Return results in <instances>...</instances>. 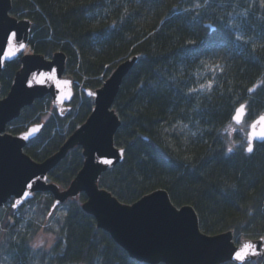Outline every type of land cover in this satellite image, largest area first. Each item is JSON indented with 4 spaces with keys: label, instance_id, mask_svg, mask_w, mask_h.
I'll return each mask as SVG.
<instances>
[{
    "label": "trees",
    "instance_id": "16d2710c",
    "mask_svg": "<svg viewBox=\"0 0 264 264\" xmlns=\"http://www.w3.org/2000/svg\"><path fill=\"white\" fill-rule=\"evenodd\" d=\"M11 4V15L31 20L27 51L45 57L64 52L66 74L86 88H98L119 61L140 54L113 103L121 121L114 143L124 149V157L101 174L100 187L123 203L162 188L174 205L194 208L206 234L233 230L235 242L264 236V141L248 153L243 135L229 137L227 132L242 103L245 124L264 114L262 0H11ZM205 22L215 30L209 33ZM193 47L196 51H189ZM217 65L222 72L214 68ZM19 66V59L5 64L1 97ZM210 80V89L199 88ZM190 88L197 91L190 93ZM45 101L48 106L50 99L45 97L23 108L7 131L17 134L35 123ZM70 106L63 116L54 110L56 114L24 147L33 160L43 161L56 152L93 104L75 87ZM82 162V149L75 146L48 173L49 181L66 188ZM84 200L81 193L50 211L52 195L46 192L36 193L16 210L11 202L0 207V264H147L131 259L96 227L81 208ZM41 230L50 244L33 247ZM244 264H264V258Z\"/></svg>",
    "mask_w": 264,
    "mask_h": 264
},
{
    "label": "water",
    "instance_id": "95a60500",
    "mask_svg": "<svg viewBox=\"0 0 264 264\" xmlns=\"http://www.w3.org/2000/svg\"><path fill=\"white\" fill-rule=\"evenodd\" d=\"M11 7V0H0V45L7 47L4 40L5 33L12 30L18 33L19 41L25 43L27 47L31 34V20L11 15ZM204 27L209 29V33L215 30V26L209 22H205ZM26 47L11 57H6L0 52V76L6 63L16 59L20 62L7 94L0 96V207L9 202L13 203L18 195H22V190H26L25 181L29 178L35 180L41 177L42 179L33 185L28 200L36 193L48 192L52 195V205L57 200L62 204L68 199H76L83 193L85 200L81 204L82 210L93 217L97 228L108 233L131 259L138 262L241 264L232 260L231 256L234 250L248 242L255 244L260 254L249 256L243 264L264 258V241L260 240L262 236L254 239L241 238L235 242L233 230L206 234L199 228V220L194 208L189 204L174 205L165 189H155L132 203H123L108 190L99 186L101 174L122 162L124 157V153L121 155L119 152L121 148L114 143V135L121 121L113 109V103L123 79L138 63L140 54H132L119 61L101 86L91 89L84 87L70 74H66L67 58L64 52L58 50L50 57H45L35 52H24ZM51 68L57 70L59 79L73 82L71 85L61 86L65 94L72 93L71 98L63 104L56 100L58 93L53 82L44 85L33 83L32 87L28 85L33 74L49 72ZM257 85L251 87V91L248 92L252 93ZM75 87L92 101L93 106L87 118L67 136L56 152L43 161L33 160L23 149L38 134L30 137L29 140L22 139V136L37 124L43 126V122L31 124L17 134L8 132L7 125L20 116L23 108L31 107L34 101L45 97H49L51 107L60 116L65 115L71 108ZM89 90L97 95L88 96ZM61 108L63 112L60 111ZM260 115L249 123L245 151L252 122ZM231 120L236 125H241L244 118L239 123L232 117ZM259 127L260 125H257V130ZM263 141L264 139L257 138L253 143ZM75 146L82 149V166L68 186L62 188L59 184L49 181L48 173ZM101 156L112 159L113 163L111 165L99 163ZM52 210L51 206L50 211Z\"/></svg>",
    "mask_w": 264,
    "mask_h": 264
},
{
    "label": "snow or ice",
    "instance_id": "6c2138e0",
    "mask_svg": "<svg viewBox=\"0 0 264 264\" xmlns=\"http://www.w3.org/2000/svg\"><path fill=\"white\" fill-rule=\"evenodd\" d=\"M262 3H264V0H262ZM237 39H242V37H237ZM5 44L7 45V47H5L4 45H0V52L4 53V55L6 57H11L14 56L17 52H19L21 49H24L26 47V44L23 42L19 41V37H18V33L16 31H12V30H8L5 33ZM188 44L191 45H197V41L195 40H189L187 42ZM189 51L195 52L196 48L193 47L192 49H189ZM214 68H219V66H214ZM219 70L222 72L223 69L219 68ZM49 82H53L54 86L56 88V91L58 93V95L56 96V100L60 103L63 104L66 100L70 99L72 96L71 92H68L67 94H65L62 90H61V86L62 85H71L73 82L69 81V80H61L58 78L57 76V70L55 68H51L49 72H40L37 74H33V77L31 80L28 81V85L29 87L33 86V83L36 84H40V85H44L46 83ZM212 81H208L207 85L205 84H200L199 88L201 90L207 88H211L212 87ZM190 93L197 91V89L195 88H190L188 90ZM249 91H251V89H249ZM87 95L90 97H95L97 94L95 92L92 91H88ZM61 112H63V109H60ZM246 113V105L245 104H240L239 107L237 109H235V112L232 116V119L235 120L237 123H239L245 116ZM257 125H260L259 130H257ZM42 125H35L33 127H31L27 132H25L22 136V139L24 140H29L30 137L37 135L41 132L42 129ZM264 139V114H261L255 121L252 122L251 125V131L249 133L248 136V146L246 151L248 153H252L254 150V140L255 139ZM229 152L232 151L231 148L228 149ZM120 154L122 155L124 153V149L121 148L119 150ZM101 164L104 165H111L113 163L112 159H108V158H104L103 156H101V158L98 161ZM40 179H42L41 177H37L35 180H32V178H29L28 181H25V185H26V190H22V195H18L17 198L15 199V201L13 203H11V207L13 209L19 207L20 205H22L25 201L28 200L30 192L33 190V185L39 181ZM61 201L57 200L55 202V204L52 205L53 210H55L59 205H60ZM49 215H52V213L50 212ZM261 241H264V236L260 237ZM39 245H43L44 244V240L40 239L37 242ZM210 243V242H209ZM33 247H36V245H33ZM259 251L256 248V245L253 244L252 242H248L245 243L241 248L234 250L231 259L241 262V264H243V262H245L247 260V258L249 256H256L259 255Z\"/></svg>",
    "mask_w": 264,
    "mask_h": 264
},
{
    "label": "rangeland",
    "instance_id": "374dc122",
    "mask_svg": "<svg viewBox=\"0 0 264 264\" xmlns=\"http://www.w3.org/2000/svg\"><path fill=\"white\" fill-rule=\"evenodd\" d=\"M24 52H27V49L26 51L24 50ZM50 102V101H49ZM43 105H45V107L38 113V116H39V119L36 121V123H40V122H46L52 115H55V111L54 109H52L50 103L48 106H46V101L43 103ZM244 123V122H243ZM241 124V125H236L235 123L234 124H231L229 127H227V132H228V135L229 137H234L235 134L238 132V133H241L243 135V140H244V143L243 145L246 146V143H245V138H246V132L248 130V126L249 124ZM232 146H234V144H232ZM52 217V216H51ZM50 217V219H51ZM40 239H43L44 240V244L46 243V247L49 246V241H47V235L45 234L44 230H41L35 237L33 243L37 246H41L39 245L37 242L38 240Z\"/></svg>",
    "mask_w": 264,
    "mask_h": 264
}]
</instances>
